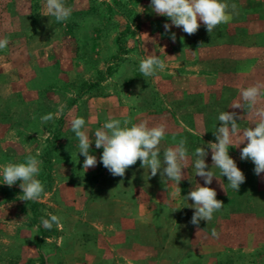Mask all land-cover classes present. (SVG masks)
<instances>
[{"label": "rangeland", "instance_id": "rangeland-1", "mask_svg": "<svg viewBox=\"0 0 264 264\" xmlns=\"http://www.w3.org/2000/svg\"><path fill=\"white\" fill-rule=\"evenodd\" d=\"M233 19L211 33L200 23L193 35L165 23L151 0H65L63 22L46 0H0V264H264V173L229 148L246 179L238 192L212 165L209 142L222 111H235L241 130L254 117L233 109L241 89L264 81V0H226ZM231 11V9H230ZM176 40L172 41L171 34ZM157 55L164 72L143 77L141 60ZM63 115L47 124L41 117ZM83 117L97 166L83 169L71 120ZM161 123L163 151L186 139L189 168L178 188L141 162L113 176L100 162L95 131L112 120ZM130 126V125H129ZM254 126V125H253ZM216 175L211 185L195 175V149ZM36 156L45 192L22 200L19 181L9 187L2 168ZM200 186L223 202L212 220L190 221L185 197ZM60 217L46 230L42 218ZM212 229L219 238L211 235Z\"/></svg>", "mask_w": 264, "mask_h": 264}, {"label": "clouds", "instance_id": "clouds-1", "mask_svg": "<svg viewBox=\"0 0 264 264\" xmlns=\"http://www.w3.org/2000/svg\"><path fill=\"white\" fill-rule=\"evenodd\" d=\"M47 12L55 17L57 22L66 21L72 13V8L66 6L65 0H46ZM154 12L167 17L171 23H165L164 29L169 32L172 26L182 28L188 35L195 34L202 22L206 30L211 33L217 26L228 24L233 19L232 11L236 5L231 6L226 0H151L150 4ZM231 9V11H230ZM173 42L175 33L171 34ZM9 40L0 38V50L7 48ZM166 63L157 55H150L139 63V71L143 77H154L164 72ZM233 109H244L254 117V126L241 130L238 119L242 117L228 111L220 112L218 121L221 126L213 132L216 142H209L207 148L211 149L212 165L220 170L221 175L227 177L231 188L237 192L240 185L245 182L244 173L238 168L235 160L229 155V148L239 147L241 160H251L255 165L254 172L257 176L264 173V81H257L241 89L240 100L232 103ZM64 112L61 105L56 113H49L41 117V121L47 124L53 119H59ZM71 129L79 140V154L85 158L83 169L97 166V158L90 154V140L85 128L86 121L83 117H75L71 120ZM130 125V126H129ZM167 135V127L161 123L149 126L147 121L132 123L129 119H112L103 125V128L95 131V147L102 148L100 162L113 175L124 177L126 170L135 165L139 160L142 168L150 170V175L155 177L157 173L161 177L166 176L169 181H174L178 187L185 178L182 169L189 168V154L186 147V139H181L175 147H169L163 151L161 159L160 144ZM195 160L191 164L195 175L204 180L205 185H211L216 175L208 169L205 158L208 152L205 147L195 149ZM42 161L36 156L29 155L25 162L8 163L2 168L3 181L11 187L18 181L22 189V200L39 201L45 192L44 184L37 179L40 174ZM217 178V177H216ZM198 186L191 190L185 197L192 200L191 205L195 209L191 218L193 225H199L201 220H212L215 212L220 211L224 204L216 198L215 189L208 186ZM179 188V187H178ZM180 189V188H179ZM60 217L50 215L48 219L42 218V224L46 230H51L54 225L59 226ZM212 237L219 238V233L212 229Z\"/></svg>", "mask_w": 264, "mask_h": 264}]
</instances>
